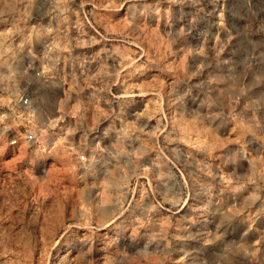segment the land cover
Returning <instances> with one entry per match:
<instances>
[{"label":"rangeland","instance_id":"rangeland-1","mask_svg":"<svg viewBox=\"0 0 264 264\" xmlns=\"http://www.w3.org/2000/svg\"><path fill=\"white\" fill-rule=\"evenodd\" d=\"M22 95L0 264H264V0H0Z\"/></svg>","mask_w":264,"mask_h":264},{"label":"built area","instance_id":"built-area-1","mask_svg":"<svg viewBox=\"0 0 264 264\" xmlns=\"http://www.w3.org/2000/svg\"><path fill=\"white\" fill-rule=\"evenodd\" d=\"M30 104V98L25 95L20 96L19 100L13 106L4 103L3 98L0 97V128L8 129L9 121L14 117L20 116L18 114L16 115L13 111L16 107L21 110L22 114H28ZM21 136L27 143L36 142V134L34 132L26 130ZM19 140L20 136H12L10 144L15 146L19 143Z\"/></svg>","mask_w":264,"mask_h":264}]
</instances>
